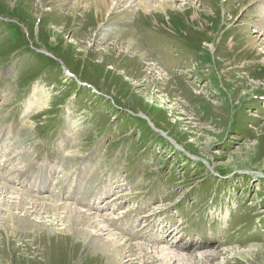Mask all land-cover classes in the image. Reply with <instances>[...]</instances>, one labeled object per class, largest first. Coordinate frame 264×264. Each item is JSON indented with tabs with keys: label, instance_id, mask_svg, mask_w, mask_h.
Returning <instances> with one entry per match:
<instances>
[{
	"label": "rangeland",
	"instance_id": "rangeland-1",
	"mask_svg": "<svg viewBox=\"0 0 264 264\" xmlns=\"http://www.w3.org/2000/svg\"><path fill=\"white\" fill-rule=\"evenodd\" d=\"M111 1L0 0V264H264V0Z\"/></svg>",
	"mask_w": 264,
	"mask_h": 264
},
{
	"label": "bare ground",
	"instance_id": "bare-ground-1",
	"mask_svg": "<svg viewBox=\"0 0 264 264\" xmlns=\"http://www.w3.org/2000/svg\"><path fill=\"white\" fill-rule=\"evenodd\" d=\"M110 1H107V0H84V2H86L85 4L89 5V8H90L89 9L90 11H88L87 14H93L95 19L96 18L99 19L101 16H103V14H107L109 10H113L115 5L117 4V2H115V1H111V2ZM255 1H257V0H251V2H250L251 5L253 3H256ZM143 5H144V3H142V7H143ZM100 23L101 22L99 21L97 26H99ZM149 23H151V21ZM151 24L154 25V23H151ZM121 39H123L122 41H123V43L126 44V46H131V45L135 44V41L137 40V37L132 32H125ZM141 50H142L143 53L141 52ZM140 53H141V55L135 54V57H131V58L138 59V61H140V58H136V57L137 56L144 57L145 56L144 54H146V52L143 49H140ZM169 74H170V76L169 77L167 76V77L169 79H172L173 77L171 75H173L174 72L173 71L169 72ZM14 192L18 193L17 196L19 197V200H18V202H11V205L13 206V209H17V210H19V212L21 211L22 214L15 215V214L9 213L8 217L14 220V224H13L14 230L22 232V233L24 232V233H27V234L28 233H32L33 234V233H35L36 228H37V226H39V224L31 222V220L29 218L30 210H29V208L25 207L27 205V202L25 201V194L21 193L20 190H18V189H15ZM14 192L10 191V187L8 185L2 184L0 182V194L1 195L4 194L6 196V194H8V193H14ZM26 198H28V197H26ZM46 199H43L42 202H41L42 203V209H45V213H48V212L53 213V212H56V211L62 210V209L65 210L66 218L68 219L69 224L71 225V226L69 224L67 225V229H68L69 232H75V231H79L80 230L79 227H74L73 226L74 223H79L81 225L86 224L87 227H93L94 229L98 228L99 233L90 235V244L92 246H94L95 248L100 249L101 252L105 251L106 253H109V258H112V259H115L114 258L115 254H119L120 252H127L126 257L128 258V260H127L126 263L127 264H134L133 263L134 262L133 258L135 256V254H133V247H135V245H133L131 243L128 244L127 240H123L120 236H117V235L115 236L114 234H110L109 235L110 238H108L106 240H103L102 239L103 236L101 237V235H102V232L105 231L107 228L105 226H104L105 228H103V226H102V228H99V224H100L101 221L98 218L97 219H93L91 217V213L90 212H87L86 210H79V209L73 207L72 205H66V204H63V203L62 204H58V203H56V202H54L52 200H49V198L47 200ZM35 200L39 201L40 198H37ZM3 202H6V201H3ZM37 203H35V204L37 205ZM13 209H11V210H13ZM35 211L36 210L33 211L34 214H35ZM54 218H56V217H54ZM63 218H65V217L63 216ZM103 219H105V218H103ZM5 221H6V223H9V221H7L5 219L4 221L2 220V224L5 225ZM61 221H64V220L62 219ZM50 228H52V227H50ZM1 229H2V227H1ZM136 245H139V246H136V247H138L137 251H139L138 253H136L137 256H144V255L149 253V251L146 249L145 246H141L140 244H136ZM124 246H126V247H124ZM174 248L176 250H182V249L177 248L176 246H174ZM165 250H167V248H161V249L157 250V252L159 254H161V256L162 255L165 256V259L168 260V258H169L168 261H170V262L173 259L176 260L178 254L175 251H174L173 255H166L167 252H165ZM183 260H184V258H183ZM182 264H184V263H182Z\"/></svg>",
	"mask_w": 264,
	"mask_h": 264
}]
</instances>
